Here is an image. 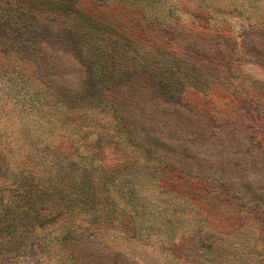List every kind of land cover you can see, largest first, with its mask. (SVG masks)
Returning a JSON list of instances; mask_svg holds the SVG:
<instances>
[{"label": "rangeland", "instance_id": "1", "mask_svg": "<svg viewBox=\"0 0 264 264\" xmlns=\"http://www.w3.org/2000/svg\"><path fill=\"white\" fill-rule=\"evenodd\" d=\"M25 2L0 0V5L19 8ZM96 2L104 5L84 7L78 15L84 19L113 10L110 21L125 16L151 25L130 26L136 62L153 68L151 82L159 78L171 84L175 73L183 71L188 87L197 89L190 93L194 96L177 101L180 110L163 113L159 107L164 110L165 98H151V87L142 80L126 87L120 100L123 118L115 124L101 105L64 118L65 110L53 98L65 91L75 98L83 93L86 79L77 55L71 49L42 47L39 54H46V65L65 64L71 73L63 81H45L32 66L37 57L27 58L24 50L18 54L0 43L3 147L24 162H35L40 147L51 146L66 169L76 160L72 143L82 125L104 129L123 158L114 169L99 172L109 175L106 187L113 208L105 232H95L83 243L67 241L71 252L55 256L44 251L43 243L55 242L59 223L48 232L34 229V234L20 220V209L12 208L9 215L1 205L0 264H264V0ZM75 61L80 65L71 64ZM187 61L190 65L183 69L176 65ZM202 82L208 89L201 96ZM59 86L65 91L58 92ZM146 105L158 110V116L148 119L157 122L153 134L129 121ZM126 128L134 130V138L125 139L121 130ZM149 140H157L161 148L156 155L143 150ZM58 165L44 168V174ZM8 198L0 199L3 205ZM29 212L39 213L37 208ZM21 233L20 249L4 246L5 237Z\"/></svg>", "mask_w": 264, "mask_h": 264}, {"label": "trees", "instance_id": "2", "mask_svg": "<svg viewBox=\"0 0 264 264\" xmlns=\"http://www.w3.org/2000/svg\"><path fill=\"white\" fill-rule=\"evenodd\" d=\"M96 1L26 0L25 5L19 8L12 7L13 5L10 7L0 5L2 10L0 11L1 47L4 49L7 47L18 54L24 50L27 58L37 57L32 66L36 71L38 70L40 77L45 81L48 78L63 81L64 75L70 78L71 73L65 64L55 66L48 63L46 65L43 58L46 54H42L43 59L39 54L42 47H52L56 50L64 48L66 52L71 49L77 55L79 59L77 61H81L80 64L83 67L82 76L86 79V84L82 88L83 93L78 94V98L66 96V91L59 86L57 91L65 92L57 93L58 96L54 95L53 98L65 110L64 118L76 117L79 110L84 108L88 111H97L96 109H99L101 105L103 107L101 112H108L115 124L123 118L120 100L127 94L126 87L129 85L136 87L142 80L151 87L149 92L152 94L151 98L157 101L160 99L159 96L165 98L164 110L159 107L160 111L169 113L172 112L171 110H180L177 107L179 105L177 101L183 102L187 94L194 96L190 93L197 89V86H191L193 89L190 91L191 87H188L189 82L187 78H184L183 71L175 73V81L171 84L162 83L159 78L158 80L153 78L151 82L153 68L150 65L141 68V64L136 62L138 59L134 56L136 49L131 38L130 26L138 25L141 29H150L151 25L144 23L141 18L130 19L125 16L120 17L116 22L110 21L108 13H113V10L103 12L98 17L87 14L82 19L78 14L84 13V7L87 10L95 9L97 4L99 8L102 7L103 3ZM153 33H158V30ZM36 39L40 41L34 43ZM26 43H32V45L23 46ZM76 63V61L71 62V64L80 65ZM185 64L190 65L188 61L180 65L176 63L180 68ZM99 88L104 89V92L101 93ZM138 88L140 89L141 86ZM199 88H201L199 94L205 95L208 83L202 82ZM150 106L153 107L154 102ZM140 108L138 116L136 114L133 119L129 116L131 119L129 121L135 122V126L141 128L142 133L150 131L153 134L157 122L156 120L148 121V119L158 116V110H155L157 113L154 110L150 111L147 105ZM88 117L86 116V119ZM103 130L97 127L94 131L89 126H80L81 133L75 136L72 143L76 149L74 152L76 160L70 161L66 169L61 168L60 158L53 156L54 151L51 146H41L34 156L35 162L33 159L24 162L21 157L11 154L0 144V199L7 195L10 197L4 205L0 200V208L1 205L5 206L9 215L12 208L20 209L22 212L20 220L26 222L34 234V229L37 232L43 230L48 232L58 223L61 226L57 239H54L55 242L47 240L43 243L45 252L55 256H60V253H70L71 249L68 244H65L67 241L83 243L92 238L95 232H105V229L109 227V219L112 218L113 213L106 187L109 175L104 171L99 172L102 169H114L123 158L119 156L118 143L110 142ZM73 132L77 134L76 129ZM121 133L125 139L136 135L131 128H126L124 132L121 130ZM149 142L153 147L150 144L146 145ZM149 142H144L143 150L152 156L156 155L155 150L161 149L157 140H149ZM114 152L115 156L111 155ZM154 158L158 160L159 157ZM56 165H58L56 170L44 174V168H55ZM5 178H7L6 182ZM31 208H37V211L42 212L43 215L36 212L33 216L28 215L33 213L29 212ZM7 214L5 211V216H9ZM4 225L7 226V224ZM18 234L5 237L4 246L20 249L25 238L22 233Z\"/></svg>", "mask_w": 264, "mask_h": 264}]
</instances>
